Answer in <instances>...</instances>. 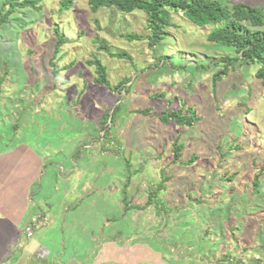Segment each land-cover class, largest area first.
Returning <instances> with one entry per match:
<instances>
[{"label": "rangeland", "instance_id": "obj_1", "mask_svg": "<svg viewBox=\"0 0 264 264\" xmlns=\"http://www.w3.org/2000/svg\"><path fill=\"white\" fill-rule=\"evenodd\" d=\"M237 1L264 7V0ZM61 3L18 5L0 26V150L41 161L33 199L51 203L59 216L30 239L21 238L20 228L9 242L10 259L0 264H86L94 255L82 208L95 215L98 233L105 214H121L124 188L128 203L147 207L123 220L132 234L184 238L189 264L227 255L237 264H264V176L260 190L254 185L264 161L258 65L232 60L221 73L223 58L236 51L208 39L217 25H195L181 11L170 10L164 39L151 47L144 10L93 9L90 0H74L61 12ZM8 7L0 0V11ZM56 28L67 42L54 56ZM96 57L107 67V85L95 82ZM188 107L198 118L191 126L159 118ZM144 108L148 114L137 111ZM176 143L185 146L178 160ZM164 175L166 188L147 204ZM62 201L82 203L59 214ZM108 225L111 232L114 223ZM150 238L159 247L160 237Z\"/></svg>", "mask_w": 264, "mask_h": 264}, {"label": "trees", "instance_id": "obj_2", "mask_svg": "<svg viewBox=\"0 0 264 264\" xmlns=\"http://www.w3.org/2000/svg\"><path fill=\"white\" fill-rule=\"evenodd\" d=\"M3 7L9 4L6 11L1 8L0 11V26L8 22L10 15L15 11L18 5L27 7H37V4L41 0H2ZM74 0H62L60 11L66 10L73 5ZM93 9H98L100 6L115 5L119 10L123 12H132L135 9L144 10L147 14L148 25L151 29V35L149 36V44L151 47L157 45L165 37L164 28L171 21L170 10L181 11L191 22L198 26L205 25H217L213 27L208 33V39L210 41L227 45L232 47L236 51V56H225L224 69H221V73H226L229 65L232 64V60H240L241 64H257L255 76L260 79L264 88V29L253 30L246 27L243 22H249L253 26H264V7L260 8L255 5L248 4L243 1L233 2V0H90ZM67 21L66 19H64ZM58 39L55 43L54 56H56L62 46L67 42L64 34L56 28ZM112 55L122 57L126 55L123 52H111ZM168 57V55L161 56V60ZM168 62L172 64L171 59ZM95 65L96 74L95 82L100 85H107V67L99 57H96L91 61ZM220 74L216 75V79L220 78ZM126 83L119 84L117 88ZM264 98V91H263ZM117 104L114 108H118ZM138 112L148 114L150 109H137ZM106 116V113H105ZM160 120L169 124L175 122L181 125L191 126L198 118L195 116L193 108L188 107L187 111L183 110H164L159 115ZM108 119V118H107ZM105 117L102 123V130L105 129L104 136L106 134L107 123ZM112 120V119H111ZM110 138H112L110 136ZM184 143H176L174 147V160H178L181 156V152L184 149ZM262 176H264V161L262 167L256 174L254 185L257 190L262 182ZM164 180L159 184L157 191L152 192L149 202L152 203V196H156L161 190L166 188V181L168 177L164 175ZM125 207L129 206L127 200L124 199ZM160 202V201H159ZM141 208V206H138ZM227 258L230 255L226 256Z\"/></svg>", "mask_w": 264, "mask_h": 264}, {"label": "crops", "instance_id": "obj_3", "mask_svg": "<svg viewBox=\"0 0 264 264\" xmlns=\"http://www.w3.org/2000/svg\"><path fill=\"white\" fill-rule=\"evenodd\" d=\"M19 145L31 146L30 143H20ZM14 150L16 149L11 147L0 150V261L2 262L10 259V256H7L9 254L7 252L9 250V242L16 237L20 228L21 231L23 230L26 224L24 221L28 215L35 213L37 210L47 209L50 217V223L48 224L52 225L55 219L59 218L56 213H51V209L54 206L50 202V205L47 202H43L41 205L33 199L31 187L40 178L41 161L38 159L35 163L29 161V157L24 154L25 151L16 153ZM123 190L124 195L119 199V203L123 204L121 214L114 218L105 214L103 219H100V224H98V233L97 224L92 223L96 222L95 215L90 211L87 212L86 206L82 208L83 212L80 214L82 216V225L85 224L86 226L87 236L90 238L89 234L91 233L92 235V246L88 249V252L94 255V258L92 257V260H89L86 264H189L186 263L188 255L184 245H180L181 241L185 243L184 238L174 237L173 241L169 240L168 242V234L156 233L154 235L139 236L137 233L132 234L129 232L132 231V228H125L123 220H127L126 217L132 213L131 210L137 209L138 205L129 203L126 209L124 199L127 200L126 194L128 190L125 188ZM87 193H90L89 189ZM84 201L82 200V202ZM81 203L75 204L62 201L59 207V214L69 212L71 208L77 209ZM87 206L95 207L93 203H87ZM140 206V209L143 210L147 208L144 205ZM112 222L114 226L109 232L108 223ZM48 224L41 226L39 229L44 228ZM91 226L92 230H90ZM123 232H128V234ZM107 233H110V235H107ZM155 235L160 237L159 241L161 244H159V247L158 245H153L150 238ZM175 247H178V249H175ZM192 256L196 257L194 254ZM78 264H83V262H78Z\"/></svg>", "mask_w": 264, "mask_h": 264}, {"label": "built area", "instance_id": "obj_4", "mask_svg": "<svg viewBox=\"0 0 264 264\" xmlns=\"http://www.w3.org/2000/svg\"><path fill=\"white\" fill-rule=\"evenodd\" d=\"M49 222V216L44 212H39L34 214L25 224L23 230L21 231L22 239H30L34 236L37 229L41 226L46 225ZM218 260L217 262H213L211 260H204V264H237L233 258L225 257L223 260Z\"/></svg>", "mask_w": 264, "mask_h": 264}]
</instances>
